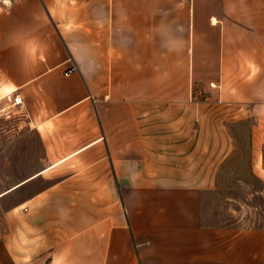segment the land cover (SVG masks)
Segmentation results:
<instances>
[{
  "label": "crops",
  "instance_id": "1",
  "mask_svg": "<svg viewBox=\"0 0 264 264\" xmlns=\"http://www.w3.org/2000/svg\"><path fill=\"white\" fill-rule=\"evenodd\" d=\"M0 91V139L43 150L0 264H264L205 223L232 172L264 186V0H0Z\"/></svg>",
  "mask_w": 264,
  "mask_h": 264
},
{
  "label": "rangeland",
  "instance_id": "2",
  "mask_svg": "<svg viewBox=\"0 0 264 264\" xmlns=\"http://www.w3.org/2000/svg\"><path fill=\"white\" fill-rule=\"evenodd\" d=\"M2 5L3 1L1 2ZM6 92L0 91V100L4 104ZM12 109L4 107L0 111V117L9 119ZM20 131L18 139H0V164H8L7 170H0V192L9 188L12 184L22 181L36 173L43 159L42 146L35 133L26 129L25 124L19 121ZM23 125V126H21ZM15 165L11 170L10 163ZM240 177L238 172H232L229 182L217 191L206 196L205 223L212 226H240L244 229L253 228L261 231L253 235V249L258 251L260 258L264 255V186L258 182L249 181V187L235 186V180ZM41 186V185H40ZM11 202L0 205V211L11 206ZM241 212L242 220L235 219L236 213ZM9 228V227H8ZM9 234V231H7ZM7 264H11L8 255ZM22 264L23 262H19Z\"/></svg>",
  "mask_w": 264,
  "mask_h": 264
},
{
  "label": "built area",
  "instance_id": "3",
  "mask_svg": "<svg viewBox=\"0 0 264 264\" xmlns=\"http://www.w3.org/2000/svg\"><path fill=\"white\" fill-rule=\"evenodd\" d=\"M5 99L11 103L12 107H17L22 105V99L20 96L15 95L14 92H8L5 94Z\"/></svg>",
  "mask_w": 264,
  "mask_h": 264
}]
</instances>
